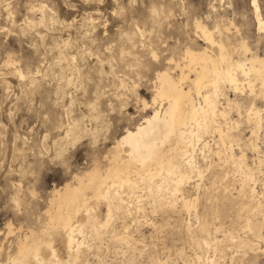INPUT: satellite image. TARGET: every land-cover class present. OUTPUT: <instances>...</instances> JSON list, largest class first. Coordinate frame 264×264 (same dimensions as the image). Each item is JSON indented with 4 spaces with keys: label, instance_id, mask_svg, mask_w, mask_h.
<instances>
[{
    "label": "rangeland",
    "instance_id": "rangeland-1",
    "mask_svg": "<svg viewBox=\"0 0 264 264\" xmlns=\"http://www.w3.org/2000/svg\"><path fill=\"white\" fill-rule=\"evenodd\" d=\"M196 21L212 31L228 28L222 38L234 61L245 56L241 43L248 49L246 57L264 59V29L258 25L264 26V0H0V264H7L18 238L30 232L53 242L58 262L48 264H198L197 256H213L197 249L195 235L186 230V224L197 227L193 213L179 206L168 210L165 203L151 210L153 203L144 201V213L126 223L116 215L98 239H88L74 263L61 238L45 225L52 189L94 164L104 167L114 141L152 114L155 74L184 64L186 49L211 50L195 33ZM171 72L176 77L177 71ZM258 89L255 94L224 89L220 104L231 105L230 134L238 144L231 149L235 156L246 155L254 170L256 200L263 197L264 205V125L252 136L255 126L245 113L252 104L264 109ZM207 135L203 139L215 151L218 137ZM197 149L198 165L210 167L201 184L209 186L215 179L219 185L224 165L213 156L202 159V145ZM229 180L234 192L217 195L215 213L199 210L212 235L197 236L224 241L233 233L234 242L254 243L252 249L223 244L225 255L216 254V264H264L262 218H253V231L246 228L244 217L237 216L247 201L239 194L238 179ZM104 214L101 206L98 219Z\"/></svg>",
    "mask_w": 264,
    "mask_h": 264
},
{
    "label": "bare ground",
    "instance_id": "bare-ground-1",
    "mask_svg": "<svg viewBox=\"0 0 264 264\" xmlns=\"http://www.w3.org/2000/svg\"><path fill=\"white\" fill-rule=\"evenodd\" d=\"M258 25L259 30L264 29L260 21ZM224 31H228V28ZM224 31L219 27H215L214 31L208 30L196 21L195 33L211 50L195 52L186 49L184 64H176L174 68L157 72L150 107L153 110L152 114L145 117L133 130H126L114 141L111 147L113 152L104 157L106 160L104 167L94 164L82 174H75L71 178L72 182L52 189L45 211V225L55 233L54 236L61 238L63 249L72 261L79 258V253L84 247H88V239L95 241L106 231L116 215L120 214L126 223L127 219L130 220L133 215L142 212L141 203L146 200L153 203L151 210H159L157 207L165 203L168 210L179 206L184 213H193L197 227L191 229V225L186 224V230L196 237L194 239L196 246L194 242L193 245L197 249H205V252H212L214 256L205 258L197 256L198 264H216V254L223 258L225 255L223 248L227 243L237 244L238 248L248 245L252 249V246H255L251 241L238 239L234 242L233 233L225 235L224 241L216 237L210 240L197 236L212 235L209 221L201 218L204 215L202 212L201 216L199 210L205 209L211 213L210 215L215 213L217 195L222 192L224 193L222 196L234 192L233 187L227 184L230 177L238 179L236 182L238 181L240 186L239 194L247 201L240 205L237 217H244L246 228L251 231L254 225L253 218L258 215L261 216L264 225V205L260 202L263 197L259 196L256 200L258 197L253 167L247 164L243 152L240 156H235L231 149L233 144L236 145L230 134V129L234 126L229 118L231 105L229 102L226 103V107L220 104V98H225L224 89L233 91L234 94L246 90L255 94L254 88L259 86L257 93L264 100V59L253 55L246 57L248 49L241 43L240 47L244 50L245 56L243 60L234 61L226 50L222 38ZM215 33L218 39H215ZM214 49L216 54L212 52ZM152 56L155 57L154 54ZM171 70L177 71L176 77ZM16 74L24 79L21 73ZM146 106L144 103L143 109ZM237 112L240 113V110L237 109ZM245 113L246 118L255 126L251 134L253 136L256 130L264 125V109L260 110L252 104ZM66 133V138H69L71 135L69 132ZM207 134L218 137V143L214 144L215 151L203 139ZM199 145H202L199 151L202 159L207 160L213 156L224 165L220 166L222 175L221 177L218 175L221 179L219 185L215 179H212L209 186L201 184L204 173L210 171V167L204 169L198 165L195 154ZM251 146L255 149V145ZM213 168L214 170L216 168L214 164ZM191 183L195 184L189 188ZM262 186L264 190V182ZM101 206L105 209V214L104 218L99 220L97 210ZM125 223L122 225L123 229H126ZM7 226L8 234L12 233L10 224ZM119 234L115 232V235ZM254 234L258 240L262 239L259 233ZM36 237L30 232L18 238L16 252L13 256L7 257V264L57 263L53 242L42 241ZM48 256L50 259H47Z\"/></svg>",
    "mask_w": 264,
    "mask_h": 264
}]
</instances>
